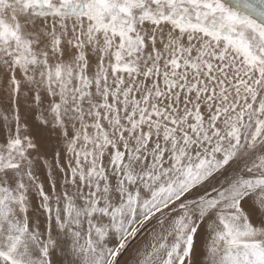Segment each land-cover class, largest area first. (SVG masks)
Returning a JSON list of instances; mask_svg holds the SVG:
<instances>
[{
    "label": "snow or ice",
    "instance_id": "snow-or-ice-1",
    "mask_svg": "<svg viewBox=\"0 0 264 264\" xmlns=\"http://www.w3.org/2000/svg\"><path fill=\"white\" fill-rule=\"evenodd\" d=\"M0 264H264V0H0Z\"/></svg>",
    "mask_w": 264,
    "mask_h": 264
}]
</instances>
